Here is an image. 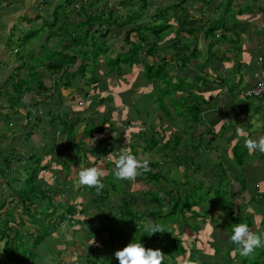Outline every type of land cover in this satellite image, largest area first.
<instances>
[{
  "label": "crops",
  "instance_id": "1",
  "mask_svg": "<svg viewBox=\"0 0 264 264\" xmlns=\"http://www.w3.org/2000/svg\"><path fill=\"white\" fill-rule=\"evenodd\" d=\"M64 1L66 5L68 4L66 9L61 7L59 0H0V80L3 81L2 78L5 79L6 77H10V79L13 78L16 81L24 80L27 85V81L31 77L30 69H35L33 76L35 77V84H37L32 85L31 88H36V90L34 89L26 92L22 96V100L18 102L19 104L16 106V109H18L19 112L21 110L20 124L25 130V125H27V128H30L34 122L29 123V121H32V117H29L28 121H26L22 115L28 112H30L32 116L41 113L38 127L34 129L30 139L35 146L42 147V149L44 148V150L41 151L37 149L36 154L43 155L41 154L43 151L46 159L49 160V163L47 164L46 161L45 168H43V171L45 170L42 174L43 181L47 179L48 182H52L53 178H58L59 174L61 183L64 181L65 177L66 183H69L72 181V177L78 175L79 171L86 167H81V161H83V164L85 163V156L82 155L81 151L76 153L75 145L77 139L74 140V132L70 130L67 131L64 128V123H55L56 119L54 115L59 113L56 106L58 104V98L63 99V105L65 109H67L68 115L71 117L74 116L75 121H82L84 124L95 117V115L90 112L93 108H97L95 112L98 113V116L93 120H97L98 118L101 119L102 117L100 118L99 114L101 113L102 116L105 115L107 117L111 125L116 124L117 126H121V131H124L123 126L125 124L128 125L127 128H129V131H139L149 127L156 128L157 130L159 129V131L163 128L165 131H167V129H169V131H177L176 135L180 138L179 144L174 154L171 151L169 153H172L173 160L175 158L174 156L177 154L185 158V161L189 163H196V160L201 163H208L210 157L216 158V156L221 154L222 161H224L223 158H225V156L231 157L233 155L234 149L240 145L245 147L246 137L243 134H246L247 138L257 140L264 136V114L260 111L261 108L257 107L262 105L261 102H264V97L253 98L243 95V92L257 80L260 68L264 67V0H151L146 10L141 12L137 18L140 20L138 24H142L148 28L147 30L149 31H146L148 39L150 42L156 44L155 46L158 53L155 56V60L158 61L161 66V76L164 77L163 75L165 74L166 77L164 78H167V80H170L172 77V82L174 84L167 86V88V83L164 81L165 79H161L159 82L153 80L149 82L141 74L142 71L139 70L141 72L134 73H137L139 76L142 75V77L136 78V80L132 82L133 84L128 86L122 85L121 83L123 86L121 87L115 76L113 78L115 79L113 80V84L116 86L113 94H109V86L104 87L107 81L106 75L110 74L112 71L108 64L106 71L100 69L101 65L104 64L102 63L104 61L102 58L100 61L101 64L99 63L96 67V73L92 72L88 67L84 76L76 74L72 77V75H70L71 85L67 87L63 85L66 84L67 75L62 74V77H59L61 73L58 75L47 69L46 64L55 57L58 58L57 54L62 50H66L67 54L77 52L84 41L87 42V44L82 47V52L90 48L89 44L91 39L87 40L86 33L88 16L95 14L99 15L101 10H104V12L106 11L105 14H107L108 11L105 7H100L99 9L101 10L99 12L94 10L95 8L87 12L85 8L86 11L84 10L83 13L82 9L84 8V4H81V6L77 8L73 7L74 4H78L81 0ZM97 1L99 0H85V3L92 4L93 6V3H98ZM118 1L125 9L123 13L121 12L122 10H110H112V18L120 20L125 14L138 10L141 0H137L138 4L135 6L136 9L131 12L127 9L136 4L134 2L136 0ZM71 2H73V5ZM128 5L130 6L128 7ZM68 8L73 9L72 14L69 12ZM156 8L159 11L158 18L155 19L156 24L159 25V39H155V37L152 38V32H150L153 23V10ZM81 14L84 15L82 16ZM158 20L159 23H157ZM27 28H31L33 31L38 32L39 38H37L33 32H26ZM110 30L107 42L109 43L111 52L117 53L120 52L122 48L128 49V45L124 43L123 31L117 29L114 25L111 26ZM96 35H100L98 24L91 30V36L98 39V37H95ZM25 36L26 39H24ZM9 37L16 39L19 43L22 41L27 42L25 47L29 49V53H31L27 61H25L26 64L24 63L21 66L17 63L14 64L16 66V69L12 70L14 74H9L10 68L7 70L5 68L8 67V65H11V67L13 65L10 63L11 60L8 59ZM82 37L85 38V40H80ZM135 40L138 39L136 38ZM39 43L40 45L38 46ZM99 46L103 45L99 44ZM146 46L145 44L144 47L146 48ZM45 53L47 55H45ZM100 55L103 57L104 53L101 52ZM81 56L77 57L74 64L69 65L68 69H70V72H73L79 66L82 61ZM32 57L43 58L44 62L32 64L30 63ZM259 57L262 58L261 63ZM137 64L134 63L131 65L133 70H138V68L133 67ZM124 66L128 65L124 64ZM63 67L66 68L67 66L64 64ZM92 76L96 78L95 82H88L87 79ZM182 77H185L187 82L182 81ZM13 79L10 80L8 87L5 89L12 90L11 86L13 83L11 84V81H14ZM40 82L46 87L51 86V90L42 91L39 94L37 85ZM56 82L61 84L59 88H54V83ZM163 82L165 85H163ZM180 82L186 84V86H183ZM157 87L161 90V94H173L170 97L166 96L160 98V105L158 107V104L154 106L155 101L153 95ZM24 88L25 86L22 89ZM111 91L113 92L112 88ZM0 93V95H2V91ZM175 96L176 98H182L183 102L181 100L179 104L180 101L175 100ZM102 97H108L109 99L115 98L114 101L116 102L117 100V104H114L115 108L113 105H110V102L107 106L100 107L98 101ZM248 98L252 99H250V101H242V99ZM189 100H192L193 103L195 101L200 102L201 108L203 109L202 115L206 119L205 123L206 125L207 122L209 124L207 126V133L199 139L200 141L194 140V137H198L200 133L205 132L206 126L200 125L199 123L197 124V122L191 124L186 119V110L188 106H190ZM122 102H125L123 104L126 105V108L119 110L118 107ZM182 103H184V105H182ZM50 104L51 107H53L52 116L54 119H48V117H51L50 110L48 109ZM7 105H9L8 102L2 103L0 101V107ZM163 106H165L167 111L163 110ZM46 113V116H42ZM168 113L172 118L168 117ZM87 114H92V118L86 116ZM150 114L153 117L150 121H146L144 118L140 117L142 115L149 116ZM139 118L140 121H138ZM156 121H160V125L158 123L156 124ZM84 124L82 126H84ZM58 126L60 128H58ZM62 126L63 128H61ZM80 126L79 124L78 128ZM82 126L79 128L78 134L84 131ZM60 131H62L61 134H59ZM46 132L48 133L47 135L45 134ZM50 133L55 134V141L52 145H49L51 140L47 138ZM176 135H174V137ZM122 138H126V135ZM65 139L67 140L64 143ZM23 140L27 147L29 145L28 139ZM61 140L63 144L59 143ZM187 140L189 141L188 144L186 143ZM88 141L89 140H87L84 145L90 150L92 146ZM172 142L173 141H171L170 144H172ZM70 143V149H75L74 152L76 155L74 156L71 153H66L65 155L64 150L60 152L62 147L64 149V146ZM197 143H201L202 146L207 149L203 151L202 148L196 146ZM111 144H113L111 141H107L103 145L106 146V150L107 147L111 150ZM185 145H188V147L193 150V153L185 156L186 154L182 153V147ZM111 147L113 148V152H118L114 145ZM45 149L49 150L48 153L45 152ZM151 151L152 150H147L144 153ZM169 153H167V156L166 153H163L161 157L165 156V158L162 159L168 158ZM198 154L200 156H198ZM234 155L236 154L234 153ZM217 158L218 163L219 157ZM228 159L229 162H233L231 158ZM74 160L78 162V166L74 164ZM243 161H245L243 170L233 166L230 168L231 171L241 175L245 183V188L242 189L238 179L234 180L233 177H231L229 191L233 193L234 196L231 198L233 202L232 209L235 211L233 213L234 216H231L233 219L231 218L232 221H230L229 215L226 214L222 220L224 226L221 232L216 233L214 230H210L211 236L216 234H219L218 236H224V245L221 247L225 250V257L229 264L241 263L239 259H237V256L241 255V251L238 249V246L230 242L223 233H231L229 228L232 224L238 223L234 219H238L240 222L241 218L244 216L240 213L243 209L246 212H255L251 229L257 233L264 232V197L262 196V194H264V153L258 150L254 153H249L247 150L245 157L242 158V162ZM69 163L72 164L71 176L67 175V169L65 167ZM198 165L199 164H197V166ZM95 166L100 167L99 164ZM103 169L105 170L106 168ZM209 169H211L210 165L209 167L206 166L202 172L208 171ZM47 171L50 173L47 174ZM68 178L70 180L67 182ZM134 183L135 181L130 183L127 190L121 193L134 195L135 192H138V190L132 188V184ZM71 186L70 184L67 185V187L63 186V188H70ZM66 192L69 195L72 194L71 191ZM82 192L84 194L87 193L86 190H82ZM256 198H259V200L256 206H254L253 202H256ZM133 199L136 198L128 200L131 201ZM88 202L87 204L83 203L82 206L86 215L67 229L70 230L69 234L65 235L64 233L63 239H58L60 235L57 236V239L56 237L54 238L52 235V228L50 227L49 233L45 237L44 248L39 251L40 256L34 259V264H43L39 261L35 262L39 257L47 258V260H45L47 263L57 259L60 260V254L64 251V249L61 250L63 247L72 249L73 252L69 253L71 259L72 253H77L78 251L79 253L77 255H79L82 250L86 252L90 245H96V247L99 248L100 245L109 244L106 238L108 236L103 240L100 235L95 233L98 231V226L102 225V227H104L103 225L105 224L109 225L108 220L110 219L102 215V209H97V206L91 208L94 205L90 204V207ZM100 204L105 205V210L111 209L114 205L109 204V202L105 203V201L100 202L99 205ZM198 221L200 222V220ZM205 226L206 225L203 224L202 229H197L202 233ZM127 228L130 227L127 226ZM22 229L24 230V228ZM124 234L125 232L122 233V236ZM113 236L114 235H112L111 242L122 249L124 245L121 246V244L125 243L124 238L114 240L115 238ZM56 245L58 246L56 247ZM111 246H113V244H111ZM33 251L35 252L37 249ZM115 251L116 249L113 248V251L103 254L102 258L104 259V257L107 258L111 255L113 260L109 257L110 261L116 260L114 255ZM54 254H56L54 260L48 259V255L53 257ZM247 258H255L257 260V258H260V255H258V253H252L249 254ZM262 261L264 262V258ZM63 263L64 262L60 260V264ZM242 264H245L243 260Z\"/></svg>",
  "mask_w": 264,
  "mask_h": 264
},
{
  "label": "trees",
  "instance_id": "2",
  "mask_svg": "<svg viewBox=\"0 0 264 264\" xmlns=\"http://www.w3.org/2000/svg\"><path fill=\"white\" fill-rule=\"evenodd\" d=\"M151 0H141L140 1V5H139V9L133 11L132 13H128L125 14L124 17L122 19H117V18H112V10L108 9L107 14H105L104 10H101V13L99 15H90L88 16V20H87V29H86V33H87V38L91 39L90 41V47L92 45V49L95 50L96 52V56L99 53H110V47H109V43L107 42V37L110 34V28L112 25H114L117 29H120L123 31L124 33V43L126 45H128V49L122 48V50L120 52L116 53L115 56V61H112L113 58H109L108 61V65L110 67V69H115L116 67L118 68L120 64H126V65H133L134 63H142L143 64V69H142V73L143 76L145 77L146 80L150 81H157L159 82L161 79H165L164 81H166L165 83H167V86H171L174 83L172 82V77L170 80H167L165 74L163 75L164 77L161 76V66L159 64L158 61L155 60V56L158 53V50L156 48V44L154 42H150L147 36L146 31L148 28H146L144 25L142 24H138L140 22L139 19H137L140 15L141 12H144L146 10V8L148 7V5L150 4ZM159 15V11L156 8L155 10H153V15H152V19H153V23H152V27L150 29V32H152V38L155 37V39H159V25L156 24L155 19L158 18ZM98 24L99 26V36L98 39L94 38L91 36V30L92 28ZM138 40H135V39ZM12 37H9V43L11 42ZM80 40H83L80 39ZM78 41V40H77ZM87 44V42L84 41V43L81 44V47H79V51L77 52H73L72 54H65L64 53H60V57L58 58H54L52 59V61H50L49 63L46 64V67L49 71H52V73H57L58 75L61 73V75L59 77H62L63 75H67L68 77H66V84H63L65 87L70 86V75L75 76L76 74L85 75V71L87 70L89 63L88 61L90 60V56L88 55L87 50L85 52H82V47H84V45ZM99 44L103 45V47L101 46V50L99 51V53H97V47L99 46ZM146 46V49L144 47V45ZM143 52L144 55L142 56L140 52ZM82 55V56H81ZM81 56V63L79 64V66L73 71L70 72V69H68L69 65L74 64L75 60L77 59V57ZM134 56H136V58H134ZM143 57V58H142ZM93 59V57H91ZM96 58V57H95ZM142 59V60H141ZM151 60V61H150ZM66 65L67 67L64 68L63 65ZM62 71V72H61ZM63 79V78H62ZM96 78L95 77H90L89 79H87L88 82L92 81L95 82ZM59 85H61L59 82L54 83V88H59ZM163 85L164 82H163ZM14 86V88H13ZM12 86V91L13 93L9 94H13V96H8V100L9 101V108L12 111V114H19L21 112L18 111V109H16L15 104H17L19 101L22 100V96L26 93L29 92L32 89L30 86H27L24 80H18L16 82L13 83ZM25 86L24 89H22ZM37 88L39 90L42 91H50L51 90V86L50 87H46L43 83H38ZM159 88V87H158ZM168 88V87H167ZM37 89V91H38ZM8 89H5L4 93H7ZM156 92L159 91V89L155 90ZM1 92V91H0ZM15 92V94H14ZM39 91V94L41 93ZM155 103H158V106L160 105V100L159 99H154ZM125 103V102H122ZM190 106H188L187 110H186V119L193 124L194 122H197V124L199 123L200 125H205L206 126V131L202 132L198 135V137H194V140H199L204 134L207 133V126L209 125L207 122V125L205 123L206 119L203 117L202 115V111L203 109L201 108L200 102H194L193 104H189ZM162 106V105H161ZM163 110L167 111L165 106H163ZM16 111V113H15ZM26 116L25 120L28 121L29 117L31 116V113H25L23 114ZM169 118H172L171 115H169V113L167 114ZM181 115V114H180ZM183 115V114H182ZM96 117V116H95ZM95 117H93V119H95ZM181 118V116H180ZM36 119V120H35ZM90 120V124L88 127H86L84 129L83 132H81V135L78 137V140L76 142L75 148H76V152L79 153V151L82 152V155L85 156L84 158V162H89V157H88V153L90 152L87 147L84 145V143H86L89 139V143L92 146V151L96 150V154H94L95 158L94 160H92L94 163H90L91 164H96L97 162H99L100 160V156L101 155H105L108 153L109 150H106V146H104L103 144L106 143L107 141H111L114 145L116 150H119L120 153L121 152H130L134 155L141 154L144 153L147 150H153L155 149L156 151H171L173 154L176 152V148L179 144V137L176 135L174 137V140L172 142V144L169 143V141H164L161 142V137H159V135L162 136V134L160 133L161 131H159V129L157 130L156 128H146V129H142L141 133H139V137L140 134L143 136L140 137V143H135L134 139H136L135 136H129L130 138L127 139L126 142H124V139L122 138L124 135V131H121V126H115V125H111V122H108L107 117L104 115L100 120ZM107 119V120H106ZM37 121V122H35ZM40 121V118L38 116H34V123L30 128H27L25 125V134H24V139H30L31 135L33 134V131L35 128L38 127V122ZM108 124V125H106ZM68 125V126H67ZM73 125L74 123H66L65 124V129L70 130L73 129ZM105 126H108V130L105 131ZM87 130H89V134H87ZM47 133V132H46ZM160 133V134H159ZM48 139H50V143L49 145L53 144L55 141V134L50 133L49 136H47ZM84 138V139H83ZM88 138V139H87ZM127 138V137H126ZM86 139V140H85ZM200 141V140H199ZM169 144V146H168ZM197 147L202 148V150H206L207 148H204L202 146L201 143H197L196 145ZM27 148V154H22L21 152H11L10 155L11 157L8 156V154H3V152H0V157L2 158V164L0 165V176L2 178H4L6 180V185L9 187V189H12L15 194L17 195L16 198V204L21 207V212L18 214L19 216V221L17 222V224H21V227L24 228V231H20L15 224L14 220H10L8 218H4L1 215L2 214H8L10 212V210L7 211H2L1 207H0V242L4 240V244L3 247L0 248V264L3 261L2 264H34V259L35 257L39 254V251L42 250L44 248L45 245V237L48 235V231L50 229V227H52V225L50 224V220L42 222L41 224H39L40 227L37 226L38 222H37V217H39V215L41 214L42 205H52V197L50 194H48L47 192L44 191V189L42 188V186L35 184V180L39 177L40 175V170L41 169V164H43L44 162H46V156L45 154L43 155H37L36 154V158L32 157L34 156L33 153L30 150L29 145L26 147ZM91 148V147H90ZM168 152V153H169ZM12 153L15 155H17V157H14L12 155ZM118 153V152H117ZM234 153L236 155H234ZM93 155V154H92ZM222 155V154H221ZM218 155L219 157V165L222 164V156ZM117 156V154H109V159L106 160L107 162L105 163V171H108V173L106 172V176L103 178V183L105 184V187L102 191H100L99 193L95 190V188H90L89 190H91L90 193H86L84 194L82 192V190H86V186H78V175H76L75 177H72L71 179L73 180V185L74 187L77 186V193L74 194L72 193L71 195H67V196H63L61 194H59V198H60V202H59V206L61 207L62 204H65V207L63 208V210L58 213V222H61L63 219L66 218L67 214H71L74 212L76 206L80 207L81 210L83 211L84 214L85 211L82 209L83 206V199L85 197H87V199H89L90 201H94L95 204H99L100 202H104V199H109L111 198L114 199V202L116 201L115 198L116 197L114 195V193L109 191L108 185L105 182V180L107 178L110 177V172H112V170L114 169V163H113V159ZM166 156H167V152H166ZM233 157L236 160V163H238L239 165L242 162V158L243 156H241V153L238 151V147L236 149L233 150ZM28 159V160H25ZM16 161V162H20L22 165V170L23 172L28 171L29 173H27L26 178L25 176L23 177V186L22 189L21 188H17L16 186H13V182L18 180L17 178H13L10 176V172H12L13 166H12V162ZM23 162H25L27 165L26 167L22 164ZM178 162L179 166L182 164L179 161H175ZM49 163V160H48ZM187 163V162H186ZM36 164V165H35ZM74 164L76 166H78V162H76L74 160ZM108 164V165H107ZM89 167V164L87 165ZM86 166V167H87ZM157 166V165H155ZM85 167V168H86ZM229 169V168H227ZM17 172L20 173V171L18 169H16ZM200 168L199 165L198 167L194 168L193 171H191L190 174H188L186 171L184 173L185 176V181H177L173 178L168 177L167 174L162 173L164 171L160 170V169H156L155 171H148L146 172L147 177L149 181L154 182L155 184L153 185H159V182L161 179H164L167 183H172L173 187L169 190H166L165 188V193L163 191H160V193L156 192L154 193V195L152 196L153 198H151L153 201H155L156 203H160V200H162V203H164V199L167 200V211H165V213L163 214L162 208H157V210H149L148 212H143L142 210L138 209V204L137 198L133 199L131 201H129L127 198L125 197H121L120 198V206H118L119 208H117V210H115L112 215L110 220H108L109 225H106V228L108 229V239H111V235L112 233H116L113 237H115V240L118 239V237H116L118 235V232L120 229H122L124 226H135L134 227V234L130 237H128V243L130 242H141L145 248H153V249H160L163 252L167 253V259H164L163 261L164 264H179L181 262H183L185 255L189 256L188 259H185L184 264H190V262L193 260V258H195V254H191V252H189V254L187 253V249L184 247V243L181 239V235L180 234H176L172 231L168 232L167 231V236L164 238L162 233H156L153 234L151 236L148 235V233H146L144 231V225L146 222H153L156 224H160L162 226L161 223H159V220L161 219V217H163L164 215H168L170 216L171 219H173L175 216L177 220L179 217H182L185 219V216L187 217H202V212L199 211V207L197 206L196 199L193 200L194 203H192L193 205L191 206V203L189 202V197L192 195L188 192L185 193L184 195H187L183 198V194H180L178 186H190V181L191 179H194L195 173L199 172ZM225 171L224 168H222L221 172H222V178H221V185L220 188L223 189L221 196L222 199L225 201V203L227 204V207L231 208L230 209V213L231 216H234L233 213L235 212L232 207H233V202L230 200V198H233V193H231L229 191L230 189V185H231V177H233L234 180L238 179V182L241 186V188H245V183L244 180L242 179L241 175L233 172L230 170L231 173H229V177L227 176L226 179L223 178V176H225ZM166 172V171H165ZM228 173V171H227ZM21 175V173H20ZM66 176V175H65ZM21 177V176H20ZM22 178V177H21ZM66 177L64 178V181L61 183L62 186H67L68 183H66ZM70 179H67V182ZM120 186L119 185H115L113 187V190H117L119 193H124L125 190H127L125 188V184L124 181H120ZM203 185V183L201 184V186ZM118 187V189H117ZM120 187V188H119ZM223 187V188H222ZM147 192V191H146ZM63 193V192H62ZM163 193L165 194V196L163 195ZM216 195L215 196H219L220 194H217V192L215 191ZM64 194V193H63ZM9 195V194H8ZM119 195V194H118ZM117 195V196H118ZM12 196V195H11ZM120 196V195H119ZM262 196L264 197V194H262ZM215 200L213 201H217V205H215V207L224 210L223 207L221 206V202L220 200H217V197L214 198ZM5 201H7L9 204L12 203L11 200L4 199ZM19 201V202H18ZM43 201L47 202L46 204H43ZM181 202H183L184 204L181 205ZM96 204V205H97ZM112 205V204H111ZM101 206V205H100ZM102 206H105L104 204H102ZM196 206V207H195ZM194 207V208H193ZM100 208V210L102 209L105 210L102 207H97V209ZM17 209V208H16ZM54 209V208H53ZM110 210V209H109ZM223 213L226 214V211H222ZM2 213V214H1ZM50 212L46 211L45 214L49 215ZM179 215V216H178ZM181 218V219H182ZM28 219H31L33 222L32 224L29 222ZM108 219V218H107ZM136 220V223L133 220ZM184 219H182L181 221L182 226L184 228V230H191L195 233H197V230L194 229L192 227L191 224H189L187 221H185ZM173 220V221H174ZM78 221V220H77ZM76 221V222H77ZM185 221V222H184ZM74 225V224H72ZM168 226V225H166ZM170 226V224H169ZM168 228H164V230L169 229ZM105 228V227H104ZM9 229H14V235L10 236L9 235ZM230 231H231V227H230ZM105 240V239H104ZM155 242V245H153V243ZM159 243L158 244H156ZM126 245H124L125 247ZM37 249V251H33ZM94 255H97L94 253ZM98 256V255H97ZM102 257V256H100ZM171 259V260H170ZM170 261V262H169ZM168 262V263H167ZM117 263H119V261H117ZM105 264V263H104ZM108 264V263H106Z\"/></svg>",
  "mask_w": 264,
  "mask_h": 264
},
{
  "label": "rangeland",
  "instance_id": "3",
  "mask_svg": "<svg viewBox=\"0 0 264 264\" xmlns=\"http://www.w3.org/2000/svg\"><path fill=\"white\" fill-rule=\"evenodd\" d=\"M97 2L98 3H93L94 4L93 6H92V4H86L85 0H81L78 3L79 5L78 4H74L73 5L72 4L73 2H71V4L75 8H77L78 6H81V4H84V8L82 9L83 13H84L85 8H86L87 12L91 11L92 8H95L94 10H97L99 12L101 10V9H99L100 7H105L106 10L107 9H112L114 11L122 10L121 11L122 13H123V10H125L118 0H102V1L99 0ZM134 2L136 4L132 5L131 7H129L130 5H128V7H129L127 9L128 11L131 12L132 10L136 9L135 6H137L138 2H137V0L134 1ZM59 4H61V7H63L64 9H66L67 5H68V4L66 5L64 0H59ZM68 10L72 14L73 9L68 8ZM81 15L83 16L84 14H81ZM148 22H150V21H148ZM157 23H159V20L157 21ZM82 30H84V29H82ZM26 32H28V33L33 32L34 35H36L37 38H39L38 32L33 31V29H31V28H27ZM95 37H98V35H96ZM24 39H26V36H25ZM83 39L85 40V38H83ZM87 40H89V38H87ZM29 41H31V40H29ZM117 42H119V41H117ZM25 45H27V42L22 41L21 43H19L16 39H12L10 43L8 42V50H9L8 59H10L11 60L10 63L13 64L12 67H11V65H8V67H5L6 70L8 68H10L9 69L10 70L9 74H14L12 72V70L16 69V66L14 65L15 63L19 64V66L23 65L24 63L26 64L25 61H27V58H28L29 54H31V53H29L30 51H29V49H26ZM39 45H40V43L38 44V46ZM100 47L101 46L97 47V53H99V51L101 50ZM92 48L93 47L91 45V47L87 49L88 55L90 56V60L88 61V63H89L88 67L92 70V72L96 73V69H97L96 67L99 65V63L101 64L100 61H101V58H102V60H104L102 63H104V64L101 65L100 69H103L102 71H106V69L108 67L107 59L113 58L112 61H115L116 53H113V52H111V53L108 52L106 54L104 53V56H103L104 59H103V57L100 55L101 53L99 54V56L98 55L96 56V52ZM64 52L66 53V50L65 51H63V50L60 51L57 54V56L59 57L60 53H64ZM140 53H141L142 56L144 55V53L142 51ZM45 55H47V54L45 53ZM36 56H38V55H36ZM91 57H93V59ZM134 58H136V56H134ZM41 62H44L43 58L32 57L30 63L39 64ZM133 67L134 68H138V70H133L132 66H130V65L124 66V64H120L118 68L116 67L115 69H111L112 72H110V74L106 75L107 81L104 84V87L105 86H109L110 87L109 89L107 87V89L109 90V94H113L114 91H115V86L116 85L113 84L114 83L113 80H115L113 78L115 76H116V79H118L117 80L118 84L121 87H123L122 85H125V86L131 85V84H133L132 82L134 80H136V78L142 77V75H143V73L141 72L142 69H143L142 63L137 64L136 66H133ZM30 70H31V77L28 79L27 85L32 87V85L35 84V77L33 76V74L35 72V69L31 68ZM139 70H141V71H139ZM134 72H141L142 75L140 74L141 76H139L137 73H134ZM41 78H42V76H41ZM2 79H3V81L0 80V91H2V95H0V101L2 103L3 102L5 103V102H9V101H7L8 100L7 98H8L9 95L13 96V94H9V92L13 93L14 89H13V91L12 90H7V93H4L5 88L8 87V84H9L10 80H12L13 78L10 79V77H6L5 79L4 78H2ZM13 80L14 81H11V84L16 81L15 79H13ZM182 81L187 82V79L185 77H182ZM4 82H5V84H4ZM121 83H122V85H121ZM181 83L182 82H180V84ZM81 84H83V83H81ZM182 85L186 86V84H183V83H182ZM13 88H14V86H13ZM111 88L113 89V92L111 91ZM33 89L36 90V88H33ZM157 89H159V88L157 87ZM39 91L41 92V90H39ZM14 94H15V92H14ZM153 95H154V99H160V98H163V97H166V96L170 97L173 94H161V90L159 89V91H157V92L155 91V93ZM175 98H176V96H175ZM178 98H176L175 100H179L180 101L179 104L181 103V100L183 102L182 98H179V99ZM114 99L115 98L109 99L108 97H105V98L102 97V98L99 99L98 105L100 107L101 106L104 107V106H107L109 104V102H110V105L111 106L113 105V107L115 108V105L117 104V100L115 102ZM250 99H252V98L242 99V101H250ZM102 100H103V102H102ZM188 102H190V104H193L192 100H189ZM158 103H156V104L154 103V106H156ZM261 103H262V105H259L257 107L261 108L260 111H262V114H264V102H261ZM18 104L19 103L15 104V105H18ZM182 105H184V103H182ZM56 106H57V110H58L59 113L54 115V118L56 119L55 123H58V124H60V123H64V124H66V123H74L73 129H71V131L74 132V140L75 139L78 140L79 135H81V133L78 134L79 128H81V126L84 123H82V121L77 122V121H75L74 116L71 117L70 115H68L69 113H68L67 109H65V107L63 105V99L58 98V104ZM157 107H158V105H157ZM52 108L53 107H51V104H50L48 106V109L50 110V113H51L50 116L51 117H48V119L53 118V116H52L53 115V109ZM125 108H126V105L124 106V109ZM174 108H175V106H174ZM96 110H97V108L96 109L93 108L90 113H92L95 116H98V113L95 112ZM12 111L13 110H10L9 105L0 107V152H3V154H8L9 153L8 154L9 157H11V155H10L11 152H21L22 154L26 155L27 154V148H26V145H25L24 140H23L25 138L24 137L25 129L20 124L21 115H20V113L19 114H12ZM15 113H16V111H15ZM92 114H89V115L87 114L86 116H89L90 118H92ZM99 114H100V118L103 117L101 115V113H99ZM46 115H47V113L43 114L42 116H46ZM34 116L35 115H33V116L31 115L30 116V117H32V121H29V123L34 122ZM36 116H38L40 118L41 113H39ZM22 117L26 118L25 115H22ZM57 117H59V118H57ZM140 117L144 118L146 121H150L151 118L153 119L151 114L149 116L142 115ZM138 121H140V118H139ZM90 122L91 121H88L86 124H84L85 127L82 126V128L85 129L86 127L91 125ZM155 123L156 124L158 123L160 125V121H156ZM79 124L81 126L78 128ZM114 125H116V124H114ZM125 125H127V124H125ZM58 128H60V127L58 126ZM61 128H63V126ZM105 130H108L107 126H105ZM124 130H125L124 131V135H126V137H127V138H124V142H126L127 139H129L131 136H135L136 139H134V142L135 143H140V140H142V139H140V137L142 136L141 134H140V137H139V133L142 132L141 130H139V131L138 130L129 131V128H125ZM73 132H71V133H73ZM61 133H62V131L59 132V134H61ZM160 133L162 134V136L159 135V137H161V139H160L161 142H164V141L167 140L170 143L171 141L174 140V135L177 134V131H169V129H167V131H165V129L163 128ZM45 134L47 135L48 133H45ZM87 134H89V130H87ZM66 140L67 139H65L64 143L66 142ZM20 142H21V144H20ZM28 143H29V147H30L31 152H34L33 153L34 156L32 157V159L37 157L36 156V150L37 149H40V151L44 150V148L42 149V147L35 146L34 143L31 141V139L28 140ZM59 143L63 144L62 140ZM186 143L188 144L189 141L187 140ZM69 145H71V143L65 145L64 149L62 147L60 149V152H62L64 150V154L65 155H66V153H68V154L71 153L73 156L76 155L77 152L76 153L74 152L75 149H73V148L70 149ZM111 146H112V144H111ZM111 146H110L111 150H109V147H107V150H109L108 154H110V153L115 154V151L113 152V148ZM168 146H169V144H168ZM246 149L247 148H245L242 145H240L238 147V151L241 153V156L245 157L246 151H247ZM182 150H183L182 153L186 154L185 156H187V154L193 153L192 152L193 150H191L188 147V145L183 146ZM48 151H49L48 149H45L46 153H48ZM89 151H90V153H88V156H89L90 163H94L91 160H94V158H95L94 154H96V150L92 151L90 149ZM166 152L168 153L169 151H166V150L156 151L155 149H153L151 152L138 154V157H147L150 160L149 167H150L151 171H155L158 168V169L164 171L162 173L167 174L168 177L173 178V179H175L177 181H180V180L181 181H185V176H186V175L184 176L185 171L188 174H190L191 171L194 170V168L198 167L197 164H199V168L200 169L202 168V169H201L200 172H197V173H195V175H193L194 179H191V181L189 183L190 186L181 185V186H178V189H179L180 194H183V198L185 196H187V195H184L185 193L189 192L192 195V197L191 196L189 197V200H190L189 202L191 203V206L193 205L192 203H194L193 200L196 199L195 204L197 203V206L199 207V211L202 212L203 215H202V217L201 216H199V217H187V216H185V219L182 218V217H179L177 220H174V219H176L177 216H175L173 219H171L170 216L164 215L159 220V223H161L164 228H166V227L168 228L169 224H170V226H169V229L165 230V232L162 233L163 237L165 238L167 236V234H168L167 231H172V232H174L176 234L177 233L180 234L181 235V239H182V241L184 243L183 245L187 249V253L189 254V252H191V254L192 253L195 254V258H193V260L190 262V264H229L227 259H226V257H225V255H226L225 254V250L223 249V247H221L222 245H224L223 244L224 236H218L219 234L211 236L210 233H211L212 230H214L216 233H220L221 232V229L224 226V222L222 220L224 219V216H226V214L229 215L230 221H232V219H233V217H231V213H230L231 212L230 211L231 208L227 207V204L222 199L223 195L221 196V193H222L223 189H221L220 186H219V185H221L219 183H221V178H222V176H221L222 172H220V171L222 170V168H224V170H226L225 174H224L225 176H223V178L226 179V177L228 175H230L229 173H231L230 172L231 166L236 167V168H241L243 170V168L245 167V163H244L245 161H243V164L241 163L239 165L238 163H236V160H235V158L232 155L231 157H226L225 156V158H223L224 161L220 160V161H222V164H220V165H219V163H217V159H218L217 157L218 156H216V158L210 157V160H209L210 162L208 161V163L207 162H205V163L202 162L201 163L198 160H196V163H193V162L189 163V162L185 161V158H183L182 156L180 157L177 154L174 156L175 158L173 160V155H171L172 153L168 154V156H169L168 158L166 157V159H162V158H165V156L161 157V155L163 153H166ZM41 154H44L43 151H42ZM116 154L118 156L120 154V151L118 150V153L116 151ZM12 155L14 157H17L16 154L14 155L12 153ZM198 156H200V155L198 154ZM228 158H231V160L233 162H229ZM25 160H28V159H25ZM44 160H46L47 164H48V160L47 159H44ZM175 161H179L182 164L179 166L178 162H175ZM2 162H3L2 158L0 157V165L2 164ZM106 162L107 161L99 160V162H97L96 164H91L90 165L89 162H86V163L83 164V161H81V167L87 166L88 164H89V167H93V166L99 164V166L101 168H105V163ZM22 164L25 167L27 165L25 162H23ZM45 165H46V162H44L41 165V169L45 168ZM155 165H157V166H155ZM209 165H210L211 169H209L208 171L202 172L203 169L206 168V166L209 167ZM12 166H13L14 169H12V172H10V176L13 177V178H17L18 179L16 181H14L12 184H13V186H16L17 188H21L22 189V186H23V183H24L23 177L25 175H27V173H29V172L28 171L23 172L22 165H21L20 162L13 161L12 162ZM65 167L67 169V175L71 176L72 164L69 163ZM227 168H229V169H227ZM16 169H18L20 171L21 175H20L19 172H17ZM74 169H75V166H74ZM113 170H112V172H113ZM44 171H43V169L41 170V173H40L39 177L35 180V184L42 186V188L44 189L45 192L50 193L53 201H52V205H42L41 206L43 213L41 212L39 217H37V219H38L37 220V222H38L37 226L40 227L39 224H41L42 222L50 220V222H51L50 224L52 225L51 228H52L53 237L54 238L56 237V239H57V236L60 235V237L58 239H63V237H64L63 234L64 233H65V235L69 234L70 230H67V229L70 226L69 227H64L62 225V222H58V220H59L58 213H60L63 210V208L65 207V204H62L61 207L58 205L59 202H60L59 200L61 198V197L59 198V194H61L63 196L69 195V194H67L66 191H71L72 193L76 194L77 193V186L74 187L72 185L70 188H66L67 186L65 188H63V186H61V180H59L60 179L59 174H58V178H53L52 182H50V181L48 182L47 179H45V181H46L45 182V181H43L44 179L42 178V174H43ZM227 171H228V173H227ZM105 172L108 173V171H105ZM48 173H50V172L47 171V174ZM146 174L147 173H143L140 176H138L140 179L138 177L136 178L135 183L132 184V188H134V190H138V192H135L134 195H131V194L129 195V194L119 193L117 190H115V191L113 190V187L115 185H119L120 186V182H119V180L114 179L113 173L110 172V177L107 178L105 180V182L108 185L109 191L114 193V195L116 196V197H113V198L116 199V201L114 202V199L111 200V198H110V200L109 199H107V200L104 199L105 203L109 202V204H114V205H113V207H111L110 210L101 211L102 215L104 217L110 219L112 213L115 210H117V208H119L118 206H120V202H121L120 198L121 197H125L127 199L137 198L138 199L137 200L138 209L142 210L143 212H145V211L148 212L149 210H157V208H162L161 211H163V214H164L165 211H167V206H168L167 205V200L164 199V203H162V200H160V203H156L151 198H153L152 196L154 195V193H156V192L160 193L159 190L163 191L165 193V188H166V190H169V189H171L173 187V185H172V183H167L164 179L160 180L159 185H153L155 183L152 182V181H149L148 178H146L147 177ZM25 178H26V176H25ZM5 182H6V180L0 176V207H1L2 211L3 210L4 211L10 210V212L8 214H2L1 213L2 214L1 216L4 217V218H8L10 220H14L15 223H12V224H15L16 227L20 231L23 232L24 230L22 229L23 227H21V224H17V222L19 221L18 214L21 212L20 205L18 206L16 204V200H17L16 196L17 195L15 194V192L12 189H9V187L6 185ZM132 182L133 181H124L125 188L127 189L129 187V184L132 183ZM202 183H203V185L201 186ZM70 184H73V180L68 183V185H70ZM79 185L80 184L78 182V186ZM85 189H86V191L88 193L91 192V190H89L90 188L86 187ZM117 189H118V187H117ZM140 190H143V191H140ZM215 191L217 192V194H220V195L219 196L218 195L215 196L216 195ZM164 193H163V195L165 196ZM215 197H217V200H220L221 206L226 211V214L222 212L224 210L221 211V209L217 208L218 206L215 207V205H217V201L216 202L213 201V200H215L214 199ZM7 198H8V200L12 201L11 204H9L7 201L4 200V199H7ZM230 200H231V198H230ZM258 200H259V198H256V202H253L254 206H256V204L258 203ZM82 201H83L84 204H87V202L89 201L88 204H89L90 207H91L90 204L94 205L91 208L96 207V206L98 207V205H99L97 203H96L97 204L96 205L94 201H90L89 199H87V197H85ZM46 203L47 202L43 201V204H46ZM183 204L184 203L181 202V205H183ZM100 205H102V204H100ZM100 205H99V207L104 208V206H100ZM241 209H242V207H241ZM46 211L50 212L49 215L45 214ZM242 212H240V213H241V215H244V216L241 218L240 222L238 221V219H234V220L237 221L238 223H246V224H248L249 228L251 229V227L253 225V218H254L255 212L254 211L246 212L244 209H243ZM85 215L86 214H84V216ZM181 218L184 219L185 221H187L189 224H191L192 227L197 230V233H195V232H193L191 230H186V229L184 230V228L182 226L183 222L181 221L182 220ZM28 220L32 224L33 221L31 219H28ZM198 220H200V222ZM133 221H136V220L134 219ZM201 223L206 225L204 230L202 231V233L198 230V229H202L203 228V224H201ZM166 225H168V226H166ZM103 226L105 228L102 227V225L98 226L97 227L98 231L95 234L100 235L101 239L104 240L105 237L109 236V235L107 234L108 233V229L106 228L105 225H103ZM226 226H228V225H226ZM0 227H1V225H0ZM129 227L130 228H127V226H124L122 229L119 230L118 235L116 236V237H118V239L119 238H124L125 243L121 244V246L129 244L128 243V237H130V236H132L134 234V227L135 226H129ZM65 230H67V231H65ZM229 231H230V228H229ZM123 232H125V234L122 236ZM115 234H117V232L116 233L114 232V233L110 234L111 238H112V235H115ZM9 235L10 236L14 235V229H9ZM54 238H53V240H54ZM62 241H64V240H62ZM111 241H112V239L108 240V238H107V242L109 243L108 245H100L99 248L96 247V245H90V247L86 250V252H84L82 250L81 254H79V255H77L79 253L78 251H77V253H72V258L71 259H70V254L69 253L73 252L72 249H69L68 247H63L61 250L64 249V251H63V253L60 254V260H62L64 262L63 264H69V263L70 264H79V263H83V264H104V263L105 264L106 263H108V264H119V263H117V261H118L117 259L114 260V261H110L109 257L113 260V257H111V255H109V257H107V258L104 257L105 260L102 257H100V256H102L105 253L113 251V248L116 249V251L120 249L119 247H117L115 245V243H112ZM3 244H4V240L0 242V248L3 247ZM55 244H56V242H55ZM111 244H113L114 247L111 246ZM156 244L159 245V243H157V242H156ZM153 245H155V242L153 243ZM57 246L58 245H56V247ZM107 246H109V247H107ZM54 247H55V245H54ZM58 251H60V250H58ZM94 253L97 254L98 256L94 255ZM162 253L165 254L164 255V259H167V253L163 252V251H162ZM253 253H258V255H260V258H257V260L255 258L250 259V258H247L249 255H243L241 253V255H243V256L238 255L237 259H239V262H241L240 264H242V260L244 261L245 264H264V262L262 261V259L264 258V247H259V248L255 249ZM37 256H40V252H39V254ZM55 256H56V254L53 255V257H54L53 258V257H50V255H48V259L50 258V259L54 260ZM36 257H35V259H36ZM188 258H189V256L185 255V258L183 260L185 261V259H188ZM45 260H47V258L39 257L37 260H35V262L39 261V262H41L43 264H60V260H58V259L54 260V261H51L50 263L49 262L48 263L45 262ZM184 261L179 263V264H184ZM164 262L165 261H163V264H164ZM2 263H3V261L1 262V264Z\"/></svg>",
  "mask_w": 264,
  "mask_h": 264
},
{
  "label": "clouds",
  "instance_id": "4",
  "mask_svg": "<svg viewBox=\"0 0 264 264\" xmlns=\"http://www.w3.org/2000/svg\"><path fill=\"white\" fill-rule=\"evenodd\" d=\"M243 135L246 137L245 147L249 153L257 150L264 153V136L257 140L247 138L246 134ZM113 163V177L120 181H135L138 176L150 171V160L147 157H138L130 152H121L113 159ZM105 176L106 172L101 167H86L79 171L78 182L81 186L95 188L99 193L105 187L103 183ZM144 231L149 236L165 232L160 224L151 221L145 223ZM223 235L237 245L243 255L252 254L255 249L264 247V232L257 233L246 223L232 224L231 233H223ZM114 255L119 264H163L165 254L160 249L145 248L141 242H130L122 249L115 251Z\"/></svg>",
  "mask_w": 264,
  "mask_h": 264
},
{
  "label": "built area",
  "instance_id": "5",
  "mask_svg": "<svg viewBox=\"0 0 264 264\" xmlns=\"http://www.w3.org/2000/svg\"><path fill=\"white\" fill-rule=\"evenodd\" d=\"M261 60H262V58L259 57L260 63L262 62ZM243 95L247 96V97H253V98L264 97V67L260 68L257 80L255 81V83L253 85H251L248 89H246L243 92ZM124 106L125 105L123 103H121L119 105L118 109L122 110V109H124ZM127 127H128V125H124L123 129H125ZM108 159H109L108 153L100 156V160L106 161ZM83 216H84V213L81 210V208L76 206L74 212L71 214H67L66 218L61 221L62 225L64 227H69L72 224L76 223V221L79 220L80 218H82Z\"/></svg>",
  "mask_w": 264,
  "mask_h": 264
}]
</instances>
